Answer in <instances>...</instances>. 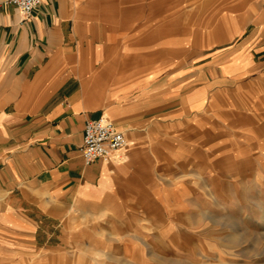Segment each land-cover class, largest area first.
I'll list each match as a JSON object with an SVG mask.
<instances>
[{"label":"crops","instance_id":"1","mask_svg":"<svg viewBox=\"0 0 264 264\" xmlns=\"http://www.w3.org/2000/svg\"><path fill=\"white\" fill-rule=\"evenodd\" d=\"M250 1L238 35L185 47L139 0L0 7V264L70 263L89 231L127 227L120 212L145 210L161 185L179 192L184 132L264 133V0ZM100 117L128 145L87 164L85 125Z\"/></svg>","mask_w":264,"mask_h":264},{"label":"rangeland","instance_id":"2","mask_svg":"<svg viewBox=\"0 0 264 264\" xmlns=\"http://www.w3.org/2000/svg\"><path fill=\"white\" fill-rule=\"evenodd\" d=\"M139 3L151 5L141 14L146 21L152 17L151 27L167 24L168 34H179L184 47L204 45L217 37L216 29L238 35L240 15L253 5L250 0L242 6L237 0ZM248 127L242 125L238 135L217 134L215 141L182 133L179 192L161 185L145 210L120 212L130 216L127 227L109 226L102 237L89 231L96 241L73 242L66 253L70 263L59 264H264V133L260 124L258 131ZM112 232L119 241L109 239Z\"/></svg>","mask_w":264,"mask_h":264},{"label":"built area","instance_id":"3","mask_svg":"<svg viewBox=\"0 0 264 264\" xmlns=\"http://www.w3.org/2000/svg\"><path fill=\"white\" fill-rule=\"evenodd\" d=\"M44 0H1L0 7L12 5L29 17ZM128 139L114 122L105 117L89 119L86 122L81 151L87 164L102 159L110 161L115 154L126 148Z\"/></svg>","mask_w":264,"mask_h":264}]
</instances>
